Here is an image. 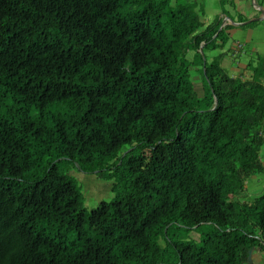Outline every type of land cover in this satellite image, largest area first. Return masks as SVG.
Segmentation results:
<instances>
[{
    "label": "trees",
    "instance_id": "16d2710c",
    "mask_svg": "<svg viewBox=\"0 0 264 264\" xmlns=\"http://www.w3.org/2000/svg\"><path fill=\"white\" fill-rule=\"evenodd\" d=\"M201 8L0 0V264L264 253V193L246 200L264 174V58L249 78L210 60L232 26ZM72 168L112 183V200L89 212Z\"/></svg>",
    "mask_w": 264,
    "mask_h": 264
},
{
    "label": "rangeland",
    "instance_id": "374dc122",
    "mask_svg": "<svg viewBox=\"0 0 264 264\" xmlns=\"http://www.w3.org/2000/svg\"><path fill=\"white\" fill-rule=\"evenodd\" d=\"M203 20L206 23H212L216 19L223 20V14L227 15L225 12L231 10V4L237 3V0H201ZM234 17V15H233ZM224 22V20H223ZM236 33V32H234ZM237 34V33H236ZM243 40L242 35H234L230 38L229 42L226 45L225 51L235 46L234 39ZM237 45V44H236ZM236 47V46H235ZM253 50V47H251ZM249 51V48L248 50ZM222 53V50H217L208 53V57L211 60V57H215ZM229 50L226 54V58L224 56L222 60V66L232 75L237 76L242 71H236L238 63L235 64V60L233 59L232 52L229 53ZM257 53H253L251 56H246L242 54L238 56L237 59L241 61H246L248 63L249 60L256 57ZM193 78V77H192ZM200 85V84H197ZM199 90L202 92L201 87L197 86ZM262 159L264 161V147L262 151ZM66 166V165H65ZM71 176H75L78 179V182L83 187V195L85 198L84 206L90 212L91 210L97 208L101 201H111L114 197L113 193L111 192L112 183H105L104 181H100L95 175H85L82 173H76V171L72 168L69 173ZM264 193V174L257 176L256 178L252 179L248 183V196L246 200L253 201L255 198L259 197ZM177 234V239H180L181 235H185L183 231L175 230L172 232V236ZM187 241H198L199 236L197 237L196 234L187 235L185 238ZM247 264H264V257L260 258H250Z\"/></svg>",
    "mask_w": 264,
    "mask_h": 264
},
{
    "label": "crops",
    "instance_id": "0c3cea01",
    "mask_svg": "<svg viewBox=\"0 0 264 264\" xmlns=\"http://www.w3.org/2000/svg\"><path fill=\"white\" fill-rule=\"evenodd\" d=\"M199 2L201 3V0H199ZM225 13L227 15L223 14L222 18L224 22L222 26H232L231 30H229L230 38L239 34L243 37V40L232 38L234 39L236 47L234 46L233 48L228 49L229 53L232 52L233 57L235 56L233 58L235 64L238 63L237 66H234L237 67L236 71H242V73L235 77L249 78L251 73L247 70L246 61H241L240 59H237V57L242 54H245L248 57L253 53H257L264 58V0H237V3L231 4V10H228ZM222 26L221 28H223ZM251 47H253V50ZM248 48L249 51H247ZM225 49L227 48L225 47ZM225 49L222 50V53L219 55L224 54L226 58L228 50L225 51ZM219 55L211 58L215 59L216 57H219ZM251 257L261 259V257H264V253L256 252L253 253Z\"/></svg>",
    "mask_w": 264,
    "mask_h": 264
},
{
    "label": "water",
    "instance_id": "95a60500",
    "mask_svg": "<svg viewBox=\"0 0 264 264\" xmlns=\"http://www.w3.org/2000/svg\"><path fill=\"white\" fill-rule=\"evenodd\" d=\"M223 27V26H222Z\"/></svg>",
    "mask_w": 264,
    "mask_h": 264
}]
</instances>
